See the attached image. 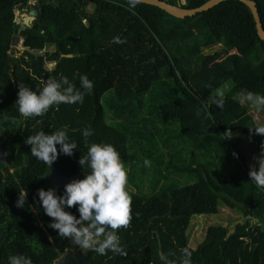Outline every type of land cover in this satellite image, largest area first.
Wrapping results in <instances>:
<instances>
[{
	"label": "trees",
	"instance_id": "1",
	"mask_svg": "<svg viewBox=\"0 0 264 264\" xmlns=\"http://www.w3.org/2000/svg\"><path fill=\"white\" fill-rule=\"evenodd\" d=\"M163 1L194 8L209 0ZM253 1L264 27V0ZM38 3L0 0V264H8L9 255L16 254L29 257L32 264H54L68 245V238L49 227L52 219L39 201L38 190L52 187L43 178L47 165L32 156L25 143L29 135L66 130L69 142L78 148L71 156L61 152L56 161L65 174L76 178L87 174L78 163L87 152L82 129L90 126L93 132L89 145L111 144L124 164L136 163L125 121L143 117L138 127L142 131L152 116L160 125H179L180 139L189 147L181 156L188 163L169 167L179 181L160 188L157 182L151 195L132 193L131 224L117 232L126 256L89 251L84 264H164L162 257L181 264L185 247L192 251L191 264H264V189L250 181L241 147L257 136L249 131L257 123L243 96L264 95V43L251 10L228 1L178 18L143 3L135 9L127 2L108 0ZM35 8L40 17L21 37L22 48L39 54L22 51L15 57L13 40L22 23L15 22V10L27 13ZM117 36L126 42L114 43ZM232 50L245 58L244 64L228 70L215 63ZM81 75L94 84L82 104L54 105L35 118L19 114L15 101L20 83L38 93L42 81L67 77L79 88ZM227 83L231 91L210 105L208 96ZM13 119L19 123L13 124ZM229 130L231 139L225 137ZM136 134L148 143H160L156 133ZM198 152L208 158L207 164L199 163ZM157 161H165V156ZM168 179L175 180L173 175ZM20 191H26L27 198L18 208ZM219 204L260 223L239 225L231 238L228 227L211 225L197 247H190L186 231L191 218L216 215ZM65 211L79 217L78 206Z\"/></svg>",
	"mask_w": 264,
	"mask_h": 264
},
{
	"label": "clouds",
	"instance_id": "2",
	"mask_svg": "<svg viewBox=\"0 0 264 264\" xmlns=\"http://www.w3.org/2000/svg\"><path fill=\"white\" fill-rule=\"evenodd\" d=\"M140 3L142 0H127L129 9H135ZM25 14L28 15L29 12ZM113 42L122 44L126 41L117 36L113 38ZM79 79V88L67 77H61L59 81L55 79L42 81L43 86L38 93L20 83L18 98L15 101L19 114L24 119L35 118L45 115L54 105L82 104L85 95L92 93L94 84L87 75H81ZM243 101L257 111L264 110V95L246 92ZM12 123L17 124L19 121L13 119ZM81 131L87 152L80 156L78 163L87 169V174L82 179H73L65 184L61 195H57L52 188L39 189V201L45 214L52 219L49 227L56 230L60 237L71 238L81 250L94 251L101 256L107 255L109 251L126 256L127 252L120 246L117 232L122 228L127 229L132 220V197L128 190V171L113 145L107 143L89 145L88 138L93 135L90 126ZM230 131L225 133V137L229 139L232 137ZM249 131L251 134L264 136V125L251 126ZM25 143L31 146V155L43 161L47 169L61 152L71 156L73 150L78 148L75 142H69L67 131L64 129L51 134L41 131L35 135H29ZM57 145H60L59 152ZM233 155L236 154L233 153ZM253 161L249 166L250 181H253L256 187L264 189V143L261 145V154L254 156ZM144 166L149 167L150 161L145 159ZM26 198L27 192L20 191L16 206L23 207ZM65 206L69 208L78 206L79 217L65 211ZM191 256L192 251L187 247L183 248L181 264H191ZM162 259L164 264H175L166 257ZM8 264H32V261L23 254H16L9 255Z\"/></svg>",
	"mask_w": 264,
	"mask_h": 264
},
{
	"label": "rangeland",
	"instance_id": "3",
	"mask_svg": "<svg viewBox=\"0 0 264 264\" xmlns=\"http://www.w3.org/2000/svg\"><path fill=\"white\" fill-rule=\"evenodd\" d=\"M36 1L37 0H30V3L35 4ZM181 3H184V0H181ZM88 11H93V7L91 5L88 6ZM23 17L24 16L20 15L19 13H16L15 22L23 21ZM50 50L52 49H47V51ZM12 51L16 52L14 54L15 57H19L23 51L22 44L20 43L16 45ZM239 56L241 55L232 50L230 53L223 54L222 57L216 59L215 63L225 67L228 70H232L235 67L245 63V58L242 56L243 59H240ZM250 59H254V56L252 55ZM48 68H53V65H49ZM231 86V83H227L225 86L218 88L215 92L210 94L207 98L209 104L212 105L217 100L225 98L226 95L231 91ZM111 93L112 91H109L105 95L108 96ZM145 100V104L148 105L147 98ZM105 101L106 100L104 98L102 103L105 104ZM250 112L253 114L257 125H264V110L257 111L251 107ZM141 118L143 117H136L133 120L125 121V127L128 129L127 132L130 139V150L137 157L136 163L124 164L128 171V190L131 196L132 193L137 195L153 194V186L157 182L159 183L158 188H160L167 182H171V180V184L179 181V178L174 173L173 168L169 169V167L175 165L177 167H180V165L186 166V163H188L187 161L184 162V158L181 155L185 152V150L189 152V147L187 144L185 145L180 139V129L177 123L169 126H163L156 123L154 119L155 117L152 116L151 119H146L142 131H139L138 127L141 124ZM147 130L154 134L156 133L155 141L160 140L159 144L154 145L153 143H148L146 139L139 138L136 134V132L139 133ZM257 136H259V138H257ZM257 136L247 139L241 146L247 155L249 166L254 162L253 157L259 156L261 154V145L264 143V136ZM170 153L172 155L171 157L168 156ZM198 155H200V158L198 159L199 163L201 162V164H207L208 158H202L201 152H198ZM164 156L165 161L159 164L157 160ZM145 159L150 161L149 167L144 166ZM159 168L161 171H158L157 173ZM256 168L258 170V164L256 165ZM172 175L174 176L175 180L168 179ZM189 183L192 182L189 181ZM178 186H180V184ZM238 218H240L239 213L228 209L223 204H219L218 214L216 215L192 217L186 231L188 245L192 248L197 247V245L203 240L204 234L209 226L222 225L229 228V225Z\"/></svg>",
	"mask_w": 264,
	"mask_h": 264
},
{
	"label": "water",
	"instance_id": "4",
	"mask_svg": "<svg viewBox=\"0 0 264 264\" xmlns=\"http://www.w3.org/2000/svg\"><path fill=\"white\" fill-rule=\"evenodd\" d=\"M108 1H124L127 2V0H108ZM228 1H239L246 5L252 12V15L255 20L256 29L258 32V36L261 39V41L264 43V27L262 24V20L260 17V13L257 7V3L253 0H209L205 4L201 6H197L194 8H185L182 6H175L172 4L167 3L163 0H142L143 4L150 5L157 7L161 10H163L166 13L171 14L174 17L178 18H187L197 15L198 13H204L207 12L214 7L221 5L222 3L228 2ZM36 6H39L38 1H36ZM40 10L35 8L31 9L29 11V14L24 17L22 24L20 25V28L18 29L17 35L15 36L13 40V46L12 48H15L18 44H23L22 40V33L25 32L31 25H33V22L37 20L40 17ZM23 51H27L30 54L38 55V52H34L30 48H23ZM67 57H70V55H67ZM44 179L50 184L52 189H55V192L57 195H61V192L65 186V184L71 182L73 179H76L72 175L65 174L64 171L61 169V167L58 165L57 161L55 160L50 168L46 171L45 175L43 176ZM68 208L65 206V209ZM252 221L253 225H257L260 223V220L254 216H246L242 217L240 219H237L233 223L229 225V234L228 238H231L232 235L235 233L236 228L239 225H244L245 223ZM68 243L70 244V248L68 249V253L64 256H61L57 260V264H81L82 262V256L76 255L73 256L74 252L76 251V244L71 238H68ZM88 252L85 254L87 256ZM161 256L162 253H161Z\"/></svg>",
	"mask_w": 264,
	"mask_h": 264
},
{
	"label": "flooded vegetation",
	"instance_id": "5",
	"mask_svg": "<svg viewBox=\"0 0 264 264\" xmlns=\"http://www.w3.org/2000/svg\"><path fill=\"white\" fill-rule=\"evenodd\" d=\"M82 178H84V176H82V175H79L78 177H76V179H82ZM77 247H76V251L74 252V254H73V256H76V255H80V256H82V262H81V264H84L85 263V261H87L88 260V257H89V251L90 250H81L80 248H79V246L78 245H76ZM70 248V244L68 243V245L64 248V253H62L61 254V256H64V255H66L67 253H68V249ZM88 252V254H87V256H85V254ZM60 256V257H61ZM59 259V258H58ZM55 264H57V262L55 263Z\"/></svg>",
	"mask_w": 264,
	"mask_h": 264
},
{
	"label": "built area",
	"instance_id": "6",
	"mask_svg": "<svg viewBox=\"0 0 264 264\" xmlns=\"http://www.w3.org/2000/svg\"><path fill=\"white\" fill-rule=\"evenodd\" d=\"M29 4H30V5H34V4H31V3H30V0H29ZM16 13H19L20 15H22V16H24V17H26V16H27V15H25V13H21V12H20V11H18V10L16 11ZM24 17H23V19H24Z\"/></svg>",
	"mask_w": 264,
	"mask_h": 264
}]
</instances>
